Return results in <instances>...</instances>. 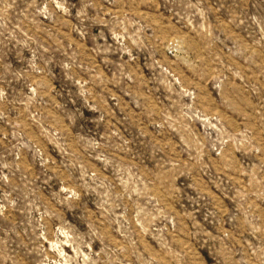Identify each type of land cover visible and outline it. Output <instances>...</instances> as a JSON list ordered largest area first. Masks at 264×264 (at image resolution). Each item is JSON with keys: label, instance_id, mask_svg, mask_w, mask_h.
<instances>
[{"label": "rangeland", "instance_id": "374dc122", "mask_svg": "<svg viewBox=\"0 0 264 264\" xmlns=\"http://www.w3.org/2000/svg\"><path fill=\"white\" fill-rule=\"evenodd\" d=\"M0 264H264V0H0Z\"/></svg>", "mask_w": 264, "mask_h": 264}]
</instances>
